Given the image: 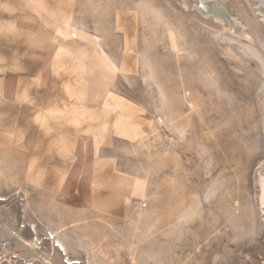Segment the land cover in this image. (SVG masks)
<instances>
[{"label":"rangeland","instance_id":"1","mask_svg":"<svg viewBox=\"0 0 264 264\" xmlns=\"http://www.w3.org/2000/svg\"><path fill=\"white\" fill-rule=\"evenodd\" d=\"M212 1L232 20L0 0V232L23 258L264 264V6Z\"/></svg>","mask_w":264,"mask_h":264},{"label":"built area","instance_id":"2","mask_svg":"<svg viewBox=\"0 0 264 264\" xmlns=\"http://www.w3.org/2000/svg\"><path fill=\"white\" fill-rule=\"evenodd\" d=\"M4 228L0 220V229ZM0 264H54L50 256H42L36 252L23 258L17 246L0 232Z\"/></svg>","mask_w":264,"mask_h":264},{"label":"bare ground","instance_id":"3","mask_svg":"<svg viewBox=\"0 0 264 264\" xmlns=\"http://www.w3.org/2000/svg\"><path fill=\"white\" fill-rule=\"evenodd\" d=\"M259 3L261 5L264 6V0H258ZM216 2H213L212 0H198L197 6H201L202 8H204L206 11H209L219 17L221 16H225L226 19L232 20L231 16H229L228 13L225 12V9L222 6H219L218 4H215ZM226 13V14H225ZM263 16L264 19V13L261 14ZM40 241V240H39ZM31 245H35L37 246L38 244V239L34 238L31 243ZM30 245V246H31ZM52 245L56 246L57 249L60 251L61 255H62V259L63 261H67V257H66V252L63 250L64 247L62 246V244L58 241L57 238H55V236H52ZM34 247V246H32Z\"/></svg>","mask_w":264,"mask_h":264},{"label":"crops","instance_id":"4","mask_svg":"<svg viewBox=\"0 0 264 264\" xmlns=\"http://www.w3.org/2000/svg\"><path fill=\"white\" fill-rule=\"evenodd\" d=\"M60 241V240H59ZM60 243L62 244V246L64 247V251L66 252V255H69L68 254V249H67V247L60 241ZM59 251V250H58ZM60 252V251H59ZM67 260H68V257H67ZM66 262V261H65Z\"/></svg>","mask_w":264,"mask_h":264}]
</instances>
